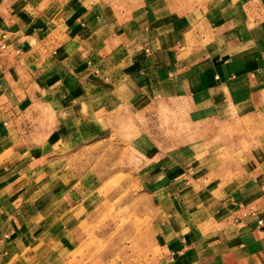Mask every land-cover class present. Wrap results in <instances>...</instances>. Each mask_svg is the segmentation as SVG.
Listing matches in <instances>:
<instances>
[{
    "label": "crops",
    "instance_id": "obj_1",
    "mask_svg": "<svg viewBox=\"0 0 264 264\" xmlns=\"http://www.w3.org/2000/svg\"><path fill=\"white\" fill-rule=\"evenodd\" d=\"M240 13V0H0V264H90L74 255L80 213L62 162L97 137L140 152L130 120L151 98L182 100L205 126L193 135L221 139L223 120L264 124V29L242 38ZM224 20L230 38L217 33ZM179 166L168 162L177 185ZM257 175L220 198L187 192L185 208L165 196L155 264H264Z\"/></svg>",
    "mask_w": 264,
    "mask_h": 264
},
{
    "label": "rangeland",
    "instance_id": "obj_2",
    "mask_svg": "<svg viewBox=\"0 0 264 264\" xmlns=\"http://www.w3.org/2000/svg\"><path fill=\"white\" fill-rule=\"evenodd\" d=\"M248 2L253 4L249 6ZM254 2L240 0L242 38L252 28L264 29V20L258 25L257 20H249ZM224 21L217 33L230 38L232 20ZM188 115V106L182 100L151 98L140 105V117L134 115L136 120H130L140 127V152L122 145L123 138L113 135L97 137L66 154L62 162L65 192L74 193L76 200L72 202L78 204L80 213V243L74 255L90 264H155L158 251L152 229L153 224L168 219L163 211L169 202L165 196L182 194L177 198L179 206L185 208L187 192L189 196L209 193L220 198L223 191L235 189L240 182L247 184L253 171L258 177L264 176V163L260 164L264 159V124L259 116L251 121L223 120V137L218 142L216 138L193 135L205 126L190 124ZM226 117L230 118L225 113ZM134 138L129 136L128 140ZM218 143L223 146L221 150H216ZM170 160L180 165L179 174H175L183 180L180 185L169 179ZM188 160L191 163L184 164ZM214 186L219 189L211 193Z\"/></svg>",
    "mask_w": 264,
    "mask_h": 264
},
{
    "label": "built area",
    "instance_id": "obj_3",
    "mask_svg": "<svg viewBox=\"0 0 264 264\" xmlns=\"http://www.w3.org/2000/svg\"><path fill=\"white\" fill-rule=\"evenodd\" d=\"M259 223H262V220H259Z\"/></svg>",
    "mask_w": 264,
    "mask_h": 264
}]
</instances>
